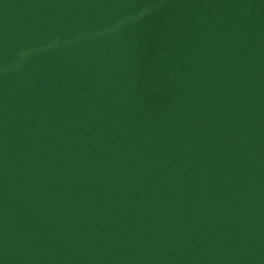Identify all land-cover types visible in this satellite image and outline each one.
Masks as SVG:
<instances>
[{
  "label": "water",
  "instance_id": "1",
  "mask_svg": "<svg viewBox=\"0 0 264 264\" xmlns=\"http://www.w3.org/2000/svg\"><path fill=\"white\" fill-rule=\"evenodd\" d=\"M0 264H264V0H0Z\"/></svg>",
  "mask_w": 264,
  "mask_h": 264
}]
</instances>
